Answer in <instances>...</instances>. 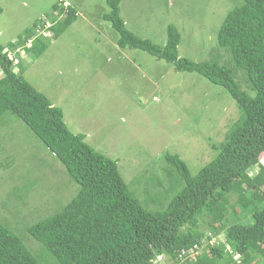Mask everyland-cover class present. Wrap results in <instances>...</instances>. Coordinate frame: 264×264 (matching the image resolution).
Here are the masks:
<instances>
[{"label": "trees", "instance_id": "trees-1", "mask_svg": "<svg viewBox=\"0 0 264 264\" xmlns=\"http://www.w3.org/2000/svg\"><path fill=\"white\" fill-rule=\"evenodd\" d=\"M122 1L106 0L109 11L103 15L119 35L117 47L165 61L176 72L198 73L229 93L240 116L221 140H210L214 157L196 174L179 155H165L169 170L164 178L155 176L158 183L141 199L118 162L96 151L84 134L72 133L63 110L24 77V61L9 57L28 41L33 44L26 52L42 56L78 21L72 4H55L47 17L53 23L50 38L38 33L44 29L41 19L7 47L0 42V130L12 124L9 117L22 121L65 167L77 193L66 204L54 197L57 211L23 220L22 228L0 220V264H160L159 257L172 264H264V0H238L219 28L210 53L214 59L198 63L179 57L181 34L172 25L165 45L130 31L121 16ZM16 183L18 194L22 186L27 195L35 186ZM157 187L162 194H154ZM11 197L29 203L24 195Z\"/></svg>", "mask_w": 264, "mask_h": 264}, {"label": "rangeland", "instance_id": "rangeland-1", "mask_svg": "<svg viewBox=\"0 0 264 264\" xmlns=\"http://www.w3.org/2000/svg\"><path fill=\"white\" fill-rule=\"evenodd\" d=\"M62 1L78 10V21L42 56H30L22 48L19 58L24 61V77L63 110L69 130L84 134L96 151L116 160L123 179L138 189L141 199L158 183L156 177L164 178L163 171L169 170L165 155H179L193 174L206 166L215 154L210 140H221L240 116L236 102L198 73L176 72L165 61L117 47L118 33L103 20L109 11L106 0H1V44L15 42ZM237 4L238 0H123L121 16L130 31L158 45H165L168 27H176L181 34L179 57L198 63L214 59L210 53L219 28ZM239 76L236 80L244 89ZM9 118L12 124H1L0 130V220L14 229L22 228L23 220L53 214L58 209L53 198L66 204L77 187L30 129L16 117ZM260 160L264 164V155ZM16 182H35L29 197L23 193L26 186L21 194L15 191ZM157 188L154 194H162ZM8 194L24 195L29 203L20 205ZM144 207L157 210L154 205ZM29 244L36 248L33 240ZM158 262L172 264L163 257Z\"/></svg>", "mask_w": 264, "mask_h": 264}, {"label": "clouds", "instance_id": "clouds-1", "mask_svg": "<svg viewBox=\"0 0 264 264\" xmlns=\"http://www.w3.org/2000/svg\"><path fill=\"white\" fill-rule=\"evenodd\" d=\"M61 4L63 5V6H65V7H68L69 5H70V2H68V1H62L61 2ZM42 25H44V27L47 25V24H50V27H51V25L53 24L52 22H50L48 19H47V17H44V18H42ZM42 25H40V27H42ZM50 27H49V29H48V31H49V35L48 36H44V38H50L52 35V33H51V29H50ZM29 44H30V46H29ZM32 42L31 41H28V43L25 45V46H21V47H18L14 52H9V54H12L13 53V56H14V59H16L17 57H19V53H20V50H22V48L24 49V50H26L25 48H30L31 46H32ZM20 59V58H19ZM207 245H205V247H206Z\"/></svg>", "mask_w": 264, "mask_h": 264}, {"label": "built area", "instance_id": "built-area-1", "mask_svg": "<svg viewBox=\"0 0 264 264\" xmlns=\"http://www.w3.org/2000/svg\"><path fill=\"white\" fill-rule=\"evenodd\" d=\"M49 27H50V24H47L45 27H44V29L42 30H38V33L39 34H42L43 36H48L49 35V31H48V29H49ZM9 57H10V59L11 60H14V56L12 55V54H9ZM17 63V62H16ZM196 249H199V247L197 246V247H195V249L192 251V253L194 254L195 253V250ZM187 253H185V255H186ZM189 254V253H188Z\"/></svg>", "mask_w": 264, "mask_h": 264}]
</instances>
